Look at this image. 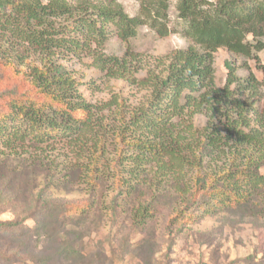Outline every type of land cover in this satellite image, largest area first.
<instances>
[{"label": "trees", "instance_id": "obj_1", "mask_svg": "<svg viewBox=\"0 0 264 264\" xmlns=\"http://www.w3.org/2000/svg\"><path fill=\"white\" fill-rule=\"evenodd\" d=\"M139 1L131 16L117 0H0V60L22 63L33 54L41 62L22 74L7 67L17 82L0 91V153L30 151L43 176L40 190L30 185L19 195L15 170L0 172V216L15 211L0 218V264H106L103 247L85 254L84 237L107 209L112 226L129 223L118 248L106 239L117 259L134 248L152 262L167 243L168 264L182 231L172 230L176 224L264 210V109L257 108L264 79L241 76L226 60L227 79L217 86L213 66L219 49L260 61L264 0H178L191 44L157 59L143 79L138 52L104 50L111 36L127 42L142 25L170 32V0ZM84 56L106 78L148 88L145 99L89 101L66 63ZM257 68L264 74V64ZM197 114L205 125L195 124ZM58 143L68 149L61 159L53 153ZM73 186L87 196L54 195ZM137 229L143 237L133 246Z\"/></svg>", "mask_w": 264, "mask_h": 264}, {"label": "rangeland", "instance_id": "obj_2", "mask_svg": "<svg viewBox=\"0 0 264 264\" xmlns=\"http://www.w3.org/2000/svg\"><path fill=\"white\" fill-rule=\"evenodd\" d=\"M70 1L74 2L76 0ZM117 2L121 3L125 11L131 16H136L141 10L139 0H117ZM169 2L167 17L171 29L167 35L161 36L149 26L142 25L138 30V34L129 41L124 42L113 35L104 45L107 54L122 56L129 49L138 52L142 58L140 72L138 73L139 79L146 77L149 68L156 65L157 59L172 53L174 50L186 49L191 44V41L182 34L185 24L178 17L176 7L178 0H170ZM249 39L252 40L251 35ZM19 54L22 56V53ZM25 55L22 57L24 59L22 63L19 58L14 57H9L12 61L10 63L8 57L0 60V91L9 89L17 82V78L11 76L7 67L15 69L12 73L15 75L17 73L22 74L32 63H41L38 61V56ZM258 55L259 62L264 64V49L258 52ZM214 57V78L217 86H222L227 79L226 60H231L234 63L239 75L246 76L252 71L258 79H264L263 72L260 68H257L259 62L253 58L248 59L234 55L227 49H219ZM66 63L74 70V75L80 81V91L93 103H102L117 97L119 100H126L125 102L134 106L144 100L149 92L148 88L136 86L124 79L106 78L103 75L104 72L100 70L91 56H84L81 60L73 58ZM245 63L246 67L244 66ZM261 92L262 97L257 102V108L260 111L264 109V85H262ZM77 114L81 115V113ZM206 120L207 118L203 114H197L194 117V122L199 127L205 125ZM1 149L0 172H5L7 169L15 170L17 174L14 177L19 181V183H16L15 189L21 193L25 189L27 193L26 187L35 185L32 191L37 192L40 190L43 184V176L41 172L33 168V156L29 153L30 151L25 153L22 148H16L12 152L4 147H1ZM53 151L54 155L61 159L66 156L65 153L68 149L62 143H58ZM260 170L264 174V166ZM73 187L74 190L64 189L55 192L54 195L71 199L87 196L86 190H79V186ZM23 194L25 193L19 195ZM107 194L110 195L111 190H108ZM14 201H18V204L22 203L21 199L17 200L15 198ZM257 208L258 211H251L247 214L226 211L215 215L202 216L197 220L188 221L187 224H176L172 227V230L176 232L177 229L182 227V231L175 237L170 254L171 260L168 264H264V210L260 207ZM189 211L187 210L186 214ZM105 214L106 217L100 220L101 223L92 225L89 234L84 237L85 254L90 252L97 254L103 247L107 255L105 258L106 264L111 261L114 264H164L166 262L163 252L167 243L163 245V250L157 253L156 258H152V262L151 259L148 262L143 261V258L139 255L142 254V251H135L134 248L133 253H128L124 260L117 259L110 245L106 244V239L111 236L113 247L118 248L129 223L125 218L126 220L112 226L108 209ZM14 215L15 211L9 209L2 213L0 218H13ZM180 221H184V219ZM29 222L31 225L32 222ZM131 235L133 246L137 244L139 238L143 237V233L138 229L133 231Z\"/></svg>", "mask_w": 264, "mask_h": 264}]
</instances>
